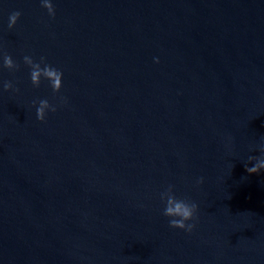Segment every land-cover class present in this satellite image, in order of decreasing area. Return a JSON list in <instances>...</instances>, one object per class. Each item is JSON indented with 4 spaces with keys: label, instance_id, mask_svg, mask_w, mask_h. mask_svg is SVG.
I'll return each instance as SVG.
<instances>
[{
    "label": "water",
    "instance_id": "water-1",
    "mask_svg": "<svg viewBox=\"0 0 264 264\" xmlns=\"http://www.w3.org/2000/svg\"><path fill=\"white\" fill-rule=\"evenodd\" d=\"M51 3L54 19L0 0V65H20L0 67V264H264V172L245 170L264 137V0ZM25 55L63 73L58 94ZM168 185L198 204L192 233L169 227Z\"/></svg>",
    "mask_w": 264,
    "mask_h": 264
},
{
    "label": "clouds",
    "instance_id": "clouds-1",
    "mask_svg": "<svg viewBox=\"0 0 264 264\" xmlns=\"http://www.w3.org/2000/svg\"><path fill=\"white\" fill-rule=\"evenodd\" d=\"M41 7L47 11L49 17L55 18L56 11L51 0H41ZM21 15L20 11H14L9 15V30H12L16 26ZM155 62L159 63V60L156 59ZM23 64L30 70V81L33 87L39 88L43 79L49 82L54 94H58L61 91L63 73L47 64L44 57H40L39 62H36L32 56L25 55L23 57ZM0 67L13 73L20 70V65L7 53L2 55V65ZM2 89L4 92H19V88H16L12 81H4ZM60 99L61 102H64V98L61 97ZM33 103L36 106V118L41 123L45 122L48 112L55 113L57 111V107L50 104L47 99L39 100L38 106L36 101ZM249 150L255 151L256 148L255 146H250ZM259 152V156L248 157L249 164L252 166L245 165V170L250 175L264 172V137H262V142L259 145ZM203 182V178H200L197 180V185H201ZM160 199L165 204L163 215L168 218L169 227L192 233L196 226L195 222L198 220V204L187 198H177L172 185H168L166 190L160 194Z\"/></svg>",
    "mask_w": 264,
    "mask_h": 264
}]
</instances>
